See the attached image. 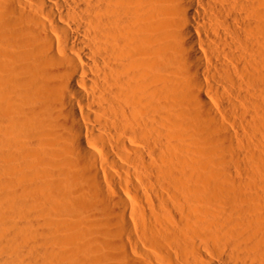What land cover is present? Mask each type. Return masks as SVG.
Segmentation results:
<instances>
[{
    "label": "bare ground",
    "instance_id": "bare-ground-1",
    "mask_svg": "<svg viewBox=\"0 0 264 264\" xmlns=\"http://www.w3.org/2000/svg\"><path fill=\"white\" fill-rule=\"evenodd\" d=\"M238 85L264 96V0H0V264H95L89 226L123 264H264Z\"/></svg>",
    "mask_w": 264,
    "mask_h": 264
},
{
    "label": "rangeland",
    "instance_id": "rangeland-1",
    "mask_svg": "<svg viewBox=\"0 0 264 264\" xmlns=\"http://www.w3.org/2000/svg\"><path fill=\"white\" fill-rule=\"evenodd\" d=\"M235 86H237V85H235ZM235 86H233V87H235ZM239 87H240V91H246V93H248V92H251L252 94H253V98L255 99V101H256V103H258L259 104V102H257V100L258 101H260V103L261 104H264V96H262L261 95V91H259V92H257V90H253V89H251L252 87L250 86H248V88H247V86H243L242 85V87L240 86V85H238ZM232 87V89L235 91L236 89V91H238L239 90V87L237 88H233ZM248 89L249 90H252V91H248ZM254 92V93H253ZM210 93V94H209ZM208 93V95L210 96V98L212 99V95L213 96H215L216 95V93L217 92H209ZM217 94H219V95H216V96H218V99H217V97L215 96L212 100L215 102V104H216V108L220 105V103H221V107L219 108H217L219 111L221 110V111H223V107H222V102H220V101H222V98L224 97V96H226L227 97V93H225V91H223V97H222V95H221V92H219V93H217ZM255 94H260V96L259 95H255ZM230 95V96H229ZM228 95V97L227 98H230V99H232L234 102H237V103H240L241 101L239 100V98L238 97H236L235 96V98H236V101L234 100L235 98L234 97H232V96H234V94L231 96V94H229ZM254 95H255V97H254ZM220 98H221V100H220ZM215 99H216V101H215ZM254 99H253V101H254ZM220 100V101H219ZM254 101V102H255ZM262 101V102H261ZM217 102V103H216ZM244 103V104H243ZM244 106H243V105ZM250 104V105H249ZM240 105L242 106V108H243V112H244V114L246 113V111H247V113H246V115H247V118H246V115H243V116H239L238 114H233L232 115V117L233 116H235V118L238 120V121H240V118L241 117H243L242 119H241V121L240 122H242V126L243 127H241V126H236V125H234L233 124V126H232V130H233V128H234V130H233V132L235 133L234 134V137H236V138H234V140L236 141H234L233 142V144H232V148H233V145H234V148L235 149H233V150H237L238 152L240 151V153H242V154H240V155H238V157L239 156H242L243 155V157H240L241 159H239V158H237V154H239L237 151L235 152V151H233L232 150V148H231V150H230V152L231 151H233L234 152V154H232V156L234 155V157H231V154L229 155L231 158H233L231 161H232V163H233V165H232V163L229 165V166H233V169L234 170H230V171H234V172H231L230 174H232V175H230V180H234V181H240V186L237 188V187H233V185L232 184H230V185H232V187L231 188H233V189H237L238 191H239V193L240 194H244V195H248L249 197L250 196H252V199L255 201V202H253V203H256V205H258V204H261V205H259L258 206V208H260L262 205V207L261 208H263L262 210L264 211V185H262V184H264V178H263V176H264V171H263V173H262V170H264V163H262V161L260 162V160L259 159H257L256 157H255V159H254V154L255 155H257L258 156V151H261V150H264V145L262 146L261 144L263 143L264 144V139H262V138H264V106L263 105H260V107L263 109L262 110V112H261V110H259V111H257L258 109H255L257 112H259V114L254 110V108H253V106L251 105V103H250V101L247 103L246 101L245 102H241L240 103ZM248 106V107H247ZM249 106L251 107L252 106V108H253V110H252V108H249ZM246 108V109H245ZM261 113V114H260ZM252 114V115H251ZM253 115H256L255 116V118L257 117L258 118V121L259 120H261L259 123H260V125L258 124V121H257V118L254 120V116ZM232 117H231V122H234L236 119H233L232 120ZM244 117H245V120H243L244 119ZM252 118V119H251ZM260 118V119H259ZM250 119V120H249ZM236 120V121H237ZM257 121V122H256ZM227 122V121H226ZM231 122H228V123H230V125H232L231 124ZM252 122V123H251ZM253 122L254 123H256L257 124V126L256 127H258V129H256L255 128V125H253ZM244 124V125H243ZM249 124H252L253 126H251L250 127V125ZM241 125V124H240ZM260 126V128H259V126ZM262 125V126H261ZM247 126V127H246ZM249 126V127H248ZM246 127V128H245ZM243 128V129H242ZM248 128H249V130H248ZM253 128H255V129H253ZM251 129H253V130H251ZM249 131V132H247V131ZM251 131H252V133H251ZM245 132V133H244ZM246 134H248V135H246ZM250 134V135H249ZM253 136H252V135ZM236 135V136H235ZM245 135V136H244ZM257 138H256V137ZM259 137H262L261 139L259 138ZM238 138V139H237ZM259 138V139H258ZM238 140V141H237ZM242 140V143L240 142ZM261 141V144L260 145H257L255 142L257 141V143L259 144L260 142H258V141ZM262 140H263V142H262ZM239 142H240V144H239ZM257 145V146H256ZM263 147V149H261ZM258 148H260L259 150H258ZM252 150V153L250 152H248V151H251ZM232 152V153H233ZM249 153V154H248ZM263 151H262V153L260 152V154L259 155H261V156H264L263 155ZM251 154V155H250ZM253 154V155H252ZM250 155V157H248L247 158V156H249ZM252 157V158H251ZM247 161H246V160ZM251 159V160H250ZM243 160H245L244 161V163H245V165H244V163H242L243 162ZM252 161V162H251ZM264 162V161H263ZM242 165V166H241ZM247 165V166H246ZM250 165H252L250 168H248ZM259 165V166H258ZM241 166V167H240ZM245 166H246V168H248V170L246 169L245 170ZM255 169L254 170V172H252L253 170V168ZM260 167H262V170H261V168ZM230 168H232V167H230ZM252 168V169H251ZM244 169V170H243ZM257 169V170H256ZM251 170V171H250ZM261 172H260V171ZM248 171V172H247ZM259 171V173H257V172ZM235 173V174H234ZM260 173H261V175H260ZM237 177H239V178H237ZM239 175V176H238ZM255 175V176H254ZM257 175V176H256ZM232 176V177H231ZM258 176H261V177H258ZM231 178H233V179H231ZM261 178V179H260ZM263 178V179H262ZM256 179H258L257 181H256ZM262 180V181H261ZM246 181H248V182H246ZM255 182V183H254ZM256 182H257V184H256ZM261 182V183H260ZM230 183H232V182H230ZM244 185V186H243ZM253 185V186H252ZM254 185H256V188L254 187ZM257 185H261V186H259V189L257 188L258 186ZM242 186V187H241ZM251 186V187H250ZM246 187H248V188H246ZM247 189V190H246ZM256 189H258L257 191H255ZM237 190H236V192H237ZM249 190V191H248ZM260 190H261V192L262 193H260ZM235 191V190H234ZM251 191V192H250ZM256 192H258V193H256ZM260 193V194H259ZM258 197V196H263V197H258L257 199H256V197ZM255 197V198H254ZM257 200V201H256ZM258 200H260V201H258ZM263 200V201H262ZM251 204V203H250ZM260 208V209H261ZM262 210H260V212L262 211ZM263 215H264V213L263 212H261ZM150 218V220L152 219L151 217H149ZM151 221H153V219L151 220ZM92 227V226H91ZM90 226H89V229L87 230L88 231V233L90 234V236L92 235L94 238H96L97 239V241H98V243H99V249L98 250H95L94 251V259L96 260V262H95V264H112V262H113V264H123L122 263V259H121V257H119L120 256V254H119V251H118V248H115V247H112V242H111V240L108 238V237H106L105 236V234H103V233H101V231L99 230H97L95 227H93V228H91ZM149 228V227H148ZM147 227L146 228H144L145 229V231L147 230V232L150 230V229H148ZM151 232V230L148 232V233H150ZM183 236H185V237H187L188 236V234H187V236H186V234H183ZM189 236H191L190 234H189ZM187 237L188 239H191V237ZM184 238V237H183ZM87 238H85V235H81V234H77V236L76 237H74V238H72L71 239V243L73 244L72 246H74V247H76L77 249H79V247H80V245L82 244V243H84L85 242V240H86ZM184 239H186V238H184ZM141 241H138V243L140 244V245H142V251L143 252H147L148 254H152V251H154L155 249V247L153 248V246L151 247V245L150 246H148V245H143L142 244V242L140 243ZM202 241H199V250H202V252L203 253H206L207 255H209L210 257H212V258H216L215 257V254H214V252H213V246H211V245H209V248L207 249L206 247H205V243L204 242H202V244H200ZM204 243V244H203ZM203 245V247L201 248V246ZM211 246V247H210ZM73 247V248H74ZM152 248L154 249V250H152ZM76 250V249H75ZM132 251H133V249H131ZM78 251V250H77ZM131 251V252H132ZM137 251H138V249L137 250H134V252H132V255H133V257L135 258V260L136 259H138V260H136L135 261V263L136 262H138V261H140L139 263H136V264H165V263H161L160 261H158V260H154L153 258H146V257H144L145 255H144V253L142 252V251H138V253H137ZM211 251V252H210ZM140 252V253H139ZM139 254L140 256H138V258H137V255ZM144 255V256H143ZM208 256V257H209ZM153 257V256H152ZM207 258V257H206ZM175 261V260H174Z\"/></svg>",
    "mask_w": 264,
    "mask_h": 264
}]
</instances>
